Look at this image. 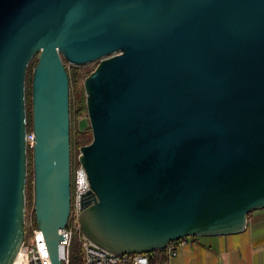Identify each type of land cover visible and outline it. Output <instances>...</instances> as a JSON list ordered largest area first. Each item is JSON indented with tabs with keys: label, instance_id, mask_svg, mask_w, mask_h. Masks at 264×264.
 Returning <instances> with one entry per match:
<instances>
[{
	"label": "water",
	"instance_id": "95a60500",
	"mask_svg": "<svg viewBox=\"0 0 264 264\" xmlns=\"http://www.w3.org/2000/svg\"><path fill=\"white\" fill-rule=\"evenodd\" d=\"M65 61H98L83 81L92 140L78 153L95 194L80 216L90 241L147 254L242 232L264 208V0H0V264H16L26 239L28 146L37 226L63 264Z\"/></svg>",
	"mask_w": 264,
	"mask_h": 264
},
{
	"label": "built area",
	"instance_id": "2783aa9c",
	"mask_svg": "<svg viewBox=\"0 0 264 264\" xmlns=\"http://www.w3.org/2000/svg\"><path fill=\"white\" fill-rule=\"evenodd\" d=\"M27 143L34 144L33 133L27 134ZM71 212L66 227L59 230L62 238L59 241L63 264H74L71 259V248L75 238L78 239L83 262L82 264H151L145 254H114L99 247L82 232L80 216L95 196L92 191L88 174L78 160V155L71 164ZM26 225V223H25ZM187 238L168 243L164 248L168 256V263L177 256ZM18 264H51L49 252L43 231L35 224L33 217L26 228V239L20 251Z\"/></svg>",
	"mask_w": 264,
	"mask_h": 264
},
{
	"label": "crops",
	"instance_id": "0c3cea01",
	"mask_svg": "<svg viewBox=\"0 0 264 264\" xmlns=\"http://www.w3.org/2000/svg\"><path fill=\"white\" fill-rule=\"evenodd\" d=\"M171 264H264V208L250 213L242 232L187 238Z\"/></svg>",
	"mask_w": 264,
	"mask_h": 264
},
{
	"label": "trees",
	"instance_id": "16d2710c",
	"mask_svg": "<svg viewBox=\"0 0 264 264\" xmlns=\"http://www.w3.org/2000/svg\"><path fill=\"white\" fill-rule=\"evenodd\" d=\"M66 62V61H65ZM37 63V61H36ZM29 65L27 79H26V91H27V131L31 133L33 130L32 123V93H31V84H32V67L35 64ZM67 64V63H66ZM93 69L86 68L85 66H71L69 71L70 82H71V93H70V115H71V125H70V137H71V159L74 153H76L79 148L89 143L91 138V132L85 130L83 132L79 131L78 127L76 128L73 125V121L78 119V116L81 112H86V96L83 86V81L86 76L90 74ZM88 137L84 141V137ZM76 157L74 155L73 161ZM27 207L33 208V220L35 224V210H34V168H33V148L28 146V180H27ZM250 215V213H249ZM248 215V216H249ZM197 237V236H196ZM195 238V237H194ZM149 261L151 264H167L168 256L166 254V249H156L151 253H147ZM71 259L74 264H82L83 256L80 248V244L77 238L74 239L72 248H71Z\"/></svg>",
	"mask_w": 264,
	"mask_h": 264
},
{
	"label": "rangeland",
	"instance_id": "374dc122",
	"mask_svg": "<svg viewBox=\"0 0 264 264\" xmlns=\"http://www.w3.org/2000/svg\"><path fill=\"white\" fill-rule=\"evenodd\" d=\"M38 57H39V54H37V55L32 59L31 64L36 63V61L38 60ZM65 63H67L66 65H67V68H68V69H70L71 66H73L72 64H69L68 62H65ZM97 64H98V61H93V62L89 63L88 65H84V66H85L86 68H91V69L94 70L95 67L97 66ZM35 65H36V64H35ZM33 68H34V65H33V67H32V73H33ZM26 90H27V89H26ZM70 93H71V82H70ZM86 113H87V110H86V112H81V114L78 116V119H79L80 117L86 115ZM78 119L75 120V121H73V125H74L75 128H76V126H77ZM87 131H89V133L91 132V138H92V131H91L90 129H87ZM29 134H31V133H29ZM87 139H88V137L85 136V137H84V141H86ZM90 142H91V141H90ZM78 153H79V150H78L76 153L73 154L71 161H73V158H74V155H75V154H76V157H77ZM76 157H75V158H76ZM32 217H33V208H31V207H27V209H26V225H25L26 228H27V235H28V224L30 223ZM187 238H190V237H187ZM182 239H183V238H181V239H179V240H182ZM166 254H167V252H166ZM145 255H147V254H145ZM147 256H148V255H147Z\"/></svg>",
	"mask_w": 264,
	"mask_h": 264
},
{
	"label": "flooded vegetation",
	"instance_id": "af4514ba",
	"mask_svg": "<svg viewBox=\"0 0 264 264\" xmlns=\"http://www.w3.org/2000/svg\"><path fill=\"white\" fill-rule=\"evenodd\" d=\"M26 96H27V91H26ZM84 116H85V115H84ZM84 116L80 117V118L78 119V123H77V127H78L79 131H81V132H83V131H85V130H87V129H90V130H91V127L88 126V125H86V124L84 123V121H83ZM83 127H84V128H83Z\"/></svg>",
	"mask_w": 264,
	"mask_h": 264
},
{
	"label": "bare ground",
	"instance_id": "6f19581e",
	"mask_svg": "<svg viewBox=\"0 0 264 264\" xmlns=\"http://www.w3.org/2000/svg\"><path fill=\"white\" fill-rule=\"evenodd\" d=\"M254 211H255V210H254ZM252 212H253V211H252ZM252 212H250V213H252ZM163 249H164V248H163ZM18 260H19V259H18ZM18 262H19V261H17L16 264H18Z\"/></svg>",
	"mask_w": 264,
	"mask_h": 264
}]
</instances>
